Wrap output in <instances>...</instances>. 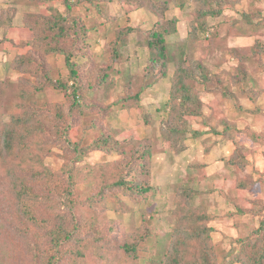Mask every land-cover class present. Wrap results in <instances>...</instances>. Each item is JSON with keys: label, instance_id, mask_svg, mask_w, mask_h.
I'll use <instances>...</instances> for the list:
<instances>
[{"label": "rangeland", "instance_id": "obj_1", "mask_svg": "<svg viewBox=\"0 0 264 264\" xmlns=\"http://www.w3.org/2000/svg\"><path fill=\"white\" fill-rule=\"evenodd\" d=\"M65 1L0 0V135L30 119L41 140L32 152L0 158V264H41V257L46 264L55 254L60 264L163 263L179 250L187 264L196 239L207 238L219 255L261 239L264 0H70L71 8ZM57 14L67 16L60 38ZM74 19L80 24L71 30ZM130 26L170 32L163 53L170 60L151 68L152 86L140 91L154 62L132 34L133 79H99L100 91L82 89V104L73 106L60 88L74 83L66 52L102 76L111 66L109 43ZM85 46L90 61L78 54ZM182 68L193 77L188 106L179 90L168 103ZM129 140L136 152H126ZM122 178L127 186L117 183ZM21 182L32 187L23 200L14 186ZM140 183L150 191L128 189ZM62 223L74 237L58 247L51 234ZM134 243L137 261L124 249Z\"/></svg>", "mask_w": 264, "mask_h": 264}, {"label": "trees", "instance_id": "obj_2", "mask_svg": "<svg viewBox=\"0 0 264 264\" xmlns=\"http://www.w3.org/2000/svg\"><path fill=\"white\" fill-rule=\"evenodd\" d=\"M67 3V8H71V2L70 0L65 1ZM89 2V0H87ZM135 4V3H134ZM58 19L55 20L56 26L58 27V34L56 38H60V36L64 35L65 33V28L63 25L59 26V23L64 22L66 23L67 16L62 15V14H57ZM78 20L74 19L71 25H69V29L73 30L75 29L76 25L80 24L77 22ZM54 27V26H53ZM85 28V27H84ZM54 28H52V32ZM85 32H88L89 34L91 33L90 28H86L82 31L83 34H81V38L86 39L87 35ZM85 33V34H84ZM170 32L165 33V32H158L155 31L154 27L151 29H143L140 26H130L126 28V31L122 32L117 36V38L109 43V48L111 49V54H110V62L111 66L107 68V71L104 72V74L101 76L97 75L98 72H95V67H88V68H82L83 66H76L75 65V60L72 59L75 53L71 51L70 53L67 54L66 52V58L65 62L67 67L70 70V75L73 80V84L69 85V83H61L60 88L64 89L65 91H70V96L73 98V106H80L82 103V97H81V90L87 89L86 92H88L86 95L87 96H92L95 95L96 92H99L101 87H102V82L100 80H106L109 79L110 77L113 76L114 73H118L121 75V77H124L123 74H126V79L128 81L132 80L133 77L135 76L134 73H131L129 63L132 62L130 59V55H128V48L131 46L130 44V36L132 34H135L137 37V46L140 49H148L149 53L152 57L153 63H149V65L146 67L147 68V80L144 81L142 84L143 90L140 89V91H143L148 89L152 84L150 85L149 82L152 79V75L150 74L151 68L154 67H159L160 65L165 66L167 62L170 60V58H165L163 53L165 50L168 48V44L164 40V35H169ZM173 34V33H171ZM167 44V45H166ZM87 52V46L82 48L81 52L78 53L79 55H84L88 58V60H92V56L89 55ZM154 56L157 58L155 59ZM165 59V60H164ZM123 64V65H122ZM122 65V66H121ZM145 68V69H146ZM242 79L247 78V74L243 72ZM101 76V77H100ZM199 76L202 78V81H205L206 83L210 82V76H206L205 73L202 71ZM197 77V76H196ZM192 74L190 73L189 70L186 68H182L181 71H179L176 76L174 77L173 80V87L171 88V97L168 98V103H170L171 100H176L178 99V96H176L177 90L182 92V94L179 95V99L181 100L183 106H188L191 104H194L193 101H195V98L192 97V92H190L187 83L188 80H191ZM149 81V82H148ZM140 86V85H139ZM129 90H136V85L131 83L128 86ZM137 91V90H136ZM135 91V92H136ZM167 103V104H168ZM197 107V104L195 105ZM175 105L173 103L171 107V111H174ZM96 119L98 121L101 120V116H99L97 111L94 112ZM37 123V122H36ZM93 128H96V124L93 126ZM36 126L31 124L30 119L28 121L24 122L23 119L18 120L13 126L8 127L5 129L2 134L0 135V158L6 160L8 159V156H11L13 152H27L34 150V147H39L41 144V140H35L34 138L37 136L39 137V134H34ZM33 130V131H32ZM97 130V128L95 129ZM176 130V129H175ZM177 131V130H176ZM105 133V132H104ZM102 132L101 137H105V134ZM109 138L106 137L104 140H99V141H105ZM106 143V142H105ZM123 146L128 147L126 152L132 153V151L136 152L138 143L134 142V140H129L123 144ZM6 154V156H4ZM4 157V158H2ZM36 157H39L38 154H36ZM134 157V156H133ZM133 157H129L131 160H133ZM130 161V160H129ZM128 161V162H129ZM25 164L27 166H30V163L26 160H23L19 162V164ZM34 167V165H32ZM13 168V167H12ZM124 170H126V167H123ZM14 170V168H13ZM13 171H10L9 168L7 171H5V174L7 173L9 176V173ZM6 174V175H7ZM12 180L15 179V182L18 179V176L14 170V175L12 176ZM10 178V177H9ZM14 181V180H13ZM117 183L120 186H127V181H125L123 178L118 180ZM15 190H19V198L23 200V197L27 195V192L32 191V187H30L29 184H25L23 182L21 183H15ZM128 189L134 190V192H148L150 191L149 188L145 187L143 183H140V185H136L134 187V184L128 185ZM32 220L36 223V220L34 217H32ZM259 232L262 233L261 239H257L254 241L250 240H240L239 243L241 245V251L239 253H223L221 255L217 254L214 251L213 246L210 244V242H207V238L205 240H200L196 239L197 243L199 244L198 248H191L190 250L195 249V251L191 255V261L186 258V263L187 264H264V220L262 221L260 227H259ZM205 234V230H204ZM51 241L56 242L58 245L66 244L68 241H70L74 235L73 232L70 231L67 225L64 223L60 224L55 230H53L51 234ZM261 241V244L257 243L258 241ZM83 240H79L77 243L79 245L82 244ZM66 242V243H65ZM62 245V246H64ZM137 245L138 243L134 244H128L125 249V254L128 255H133L135 261L138 258V254H136L137 250ZM191 245V244H190ZM192 247V246H191ZM76 249V247H72L71 250ZM178 251V249H175ZM189 250V251H190ZM108 252L106 253L107 255L112 254V251L107 250ZM178 252L173 253L165 262H157L156 260H149V264H185L183 260L184 252L179 250ZM189 251H186L185 253H188ZM74 255H80L82 256V253L78 250H74L72 252ZM178 254V255H177ZM99 256H105L103 253H99ZM109 257V256H108ZM101 259H104L101 258ZM109 260V258H108ZM48 262L46 264H60L61 260L57 254L55 255H50V258L47 260ZM106 261V260H105ZM108 262V261H106ZM184 262V263H182ZM40 263L45 264L44 258H40Z\"/></svg>", "mask_w": 264, "mask_h": 264}]
</instances>
